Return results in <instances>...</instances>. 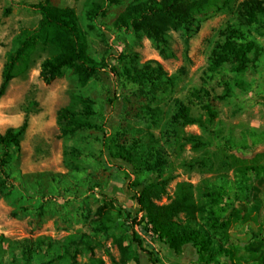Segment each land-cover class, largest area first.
Listing matches in <instances>:
<instances>
[{"label": "rangeland", "instance_id": "1", "mask_svg": "<svg viewBox=\"0 0 264 264\" xmlns=\"http://www.w3.org/2000/svg\"><path fill=\"white\" fill-rule=\"evenodd\" d=\"M40 1L0 0V83L7 52L40 18L34 7ZM131 1L51 0L75 9L88 54L107 68L84 85L72 69L45 83L40 64L53 51L39 45L0 96V133L28 120L19 152L0 171V264H135L122 262L117 242L139 264H264V13L247 20L243 0H230L202 18L187 42L181 30L168 31L161 51L143 33L113 26ZM97 4L105 13L93 16ZM227 44L245 52L240 69L223 49L225 60L214 62L213 52ZM150 60L161 65L163 79L173 77L170 85L153 90L127 80L126 69ZM75 94L92 100L97 127L60 137L57 110ZM180 104L202 124L176 118ZM124 151L148 165L158 158V168L112 156ZM158 180L167 182L161 204L174 198L177 183L193 186L203 207L193 223L204 235L202 261L191 242L175 253L146 219L131 228L118 213L141 218L134 191ZM206 192L215 193L218 205ZM216 206L219 218L210 212Z\"/></svg>", "mask_w": 264, "mask_h": 264}, {"label": "trees", "instance_id": "2", "mask_svg": "<svg viewBox=\"0 0 264 264\" xmlns=\"http://www.w3.org/2000/svg\"><path fill=\"white\" fill-rule=\"evenodd\" d=\"M105 5L113 4L118 0H99ZM230 0H132L123 11H121L113 22L117 30H128L134 33H143L151 39L162 51L167 46V33L170 30H181L187 42L200 29V21L210 13L223 10ZM39 12L40 18L36 25L24 28L16 39L15 48L7 52L1 75L0 96L4 94L9 82L19 73L24 72L30 63V56L39 46L52 49L53 53L44 58L40 64L39 77L50 83L60 77L65 69H72L78 83L86 84L98 72L105 70L107 64L104 60L97 61L88 54L87 37L79 25L78 16L71 6H56L51 0H41L34 5ZM239 10L244 18L253 19L257 14L264 13V0H243L239 3ZM105 7L93 6L90 14L98 16L104 14ZM229 51L238 60L239 68L244 66L245 52L235 49L232 45H224L220 51H214V62L218 64L225 60L223 51ZM113 72L115 70L113 69ZM127 80L139 84L147 82L152 89L166 87L172 83L173 77L163 79L161 65L155 61H147L142 67H133L125 70ZM93 103L88 97L75 94L70 102L60 107L56 113V123L59 128V136L64 137L74 131L83 128H95L97 125L90 121L93 115ZM209 118L214 113L205 105ZM176 118H182L187 124L201 123L200 119H194L190 115V108L179 105L175 114ZM27 117L25 116L21 125L17 128L9 127L4 133H0V171H4L5 165L19 152L20 139L27 128ZM210 121V120H209ZM202 124V123H201ZM190 136V139H194ZM103 145L108 146L103 140ZM113 157L123 160L137 167H147L148 170L158 168L156 158L152 164L139 159L132 158L128 151L116 153ZM247 168L241 170L245 175ZM167 182L158 180L144 183L140 190L134 191L132 200L142 212L141 218L131 211L118 210L121 218L133 228L146 222L150 230L157 234L161 241H165L168 247L175 253H179L184 244L191 242L196 248L199 261L203 258L204 235L201 230L193 225L196 214L203 210L202 203L196 200L193 186L187 182H179L176 185L175 196L168 203H157L166 191ZM0 192H3L0 188ZM211 200V206L219 201L214 192L204 193ZM104 201L110 206L113 199L106 194H101ZM218 205V204H217ZM222 209L218 206L210 207V212L215 218H219ZM224 211V210H223ZM5 240L0 235L1 242ZM122 262L133 260L139 264V257L128 251L126 246L117 242ZM93 264H105L102 259H96Z\"/></svg>", "mask_w": 264, "mask_h": 264}]
</instances>
